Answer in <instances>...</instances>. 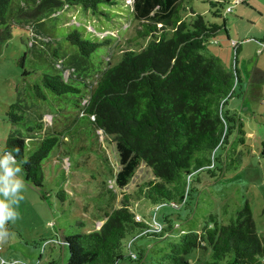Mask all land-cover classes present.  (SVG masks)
<instances>
[{"label": "trees", "instance_id": "1", "mask_svg": "<svg viewBox=\"0 0 264 264\" xmlns=\"http://www.w3.org/2000/svg\"><path fill=\"white\" fill-rule=\"evenodd\" d=\"M120 1L0 0V44L11 37L12 22L26 25L64 7H79L97 18L110 19V7ZM181 1L132 0V14L140 21L138 36L150 40L139 52L124 51L120 61L104 69L83 107L81 116L88 117L90 129L113 136L120 163L114 178L116 185L126 187L141 164L151 169L153 177L140 183L134 192H122L120 206L104 213L100 228L87 230L83 221L78 222L85 229L64 236L63 247L68 251L65 264H122L124 260L141 263L145 250L135 244L136 240L161 236L163 232L137 220L131 202L145 201L156 209L169 205L184 210L189 191L195 190L191 183L198 181L200 170H207L211 176L227 170L222 149L229 136L236 132L238 141L244 143L246 132L240 116L225 107L233 97L235 79L240 81L239 73L237 69L234 73L225 69L217 57L203 53L222 26L193 10L186 20L181 16ZM211 3L213 15L221 16L223 1ZM64 28L65 34L59 27L53 37H64L76 47V59L63 64L64 68L80 71L84 62L111 42L110 38L93 37L75 25ZM58 46L51 51L54 60L65 55ZM25 59L26 53L19 60L21 66ZM54 60H50V69L40 82L33 85L34 94L43 100L47 99L45 90L56 96L73 94L78 96L77 103L82 94L80 85L65 80ZM21 107L15 102L6 112L14 125L20 126L24 120V115L16 112ZM42 115L36 112V118H29L33 119L26 127L30 134H11L2 149H20L16 154L18 163L26 161L20 163L23 177L35 188L43 186V162L55 147H60L65 133L39 139L38 131L43 126L38 119ZM29 144L32 151L27 155ZM261 154L264 155V142ZM57 194L66 200L63 188ZM160 223H168L171 228L170 215H164ZM200 247L210 248L212 264L221 260L226 264H264V233L256 230L247 202L229 223L218 224L211 216L200 231H185L177 240L168 241L165 248L151 250L150 264H190L188 255Z\"/></svg>", "mask_w": 264, "mask_h": 264}, {"label": "rangeland", "instance_id": "2", "mask_svg": "<svg viewBox=\"0 0 264 264\" xmlns=\"http://www.w3.org/2000/svg\"><path fill=\"white\" fill-rule=\"evenodd\" d=\"M212 1L182 0L181 16L189 20L193 10L222 26L203 53L217 57L225 69L233 73L237 69L239 73L240 81L235 79L233 97L225 107L240 116L246 132L244 143L238 141L236 132L229 136L228 144L222 149L227 170L217 176L200 170L198 181L191 183L195 190L189 191L184 210L169 205L156 209L145 201L131 202L139 216L137 220L163 233L138 238L135 244L145 250L143 261L124 260L122 264H150L153 250L165 248L168 241L177 240L185 231H200L211 216L218 224L229 223L246 202L256 230L264 233V155L261 154L264 142V0L233 4L232 13L225 11L231 0H219L223 1L221 16L211 12ZM71 25L93 37L111 39L81 65L80 71L63 65L76 59V47L64 37H53L59 27L63 35L67 30L64 27ZM139 27L140 21L132 14V0H122L110 7V19L97 18L79 7H64L41 20H30L26 25L12 22L11 37L0 44V152L11 134L29 133L26 127L33 123L29 118H36V112L43 114L38 119L43 126L38 131L39 139L51 133H65L60 147H55L43 162V186L35 188L23 177L26 192L18 206L19 217L14 224L7 225L9 237L0 240V260L4 264H49L51 261L65 264L68 251L63 247L64 236L85 229L78 222L83 221L87 230L100 228L104 213L120 206L122 192H134L140 183L153 177L151 169L141 164L129 184L119 188L114 179L120 163L113 136L100 129H90L88 117L81 116L104 69L120 61L124 51L139 52L147 45L150 39L138 36ZM58 45L65 55L61 60H54L51 51ZM25 53L24 66H21L19 60ZM51 59L62 69L65 80L80 85L82 94L77 103L78 96L73 94L56 96L45 90L46 100L34 94L33 85L50 69ZM25 70L29 72L26 75ZM15 102L22 105L21 110L16 111L24 115L20 126L12 124L6 114L9 105ZM31 151L29 144L26 154ZM214 162L223 168L216 160ZM214 170L219 174L215 167ZM62 188L67 194L64 201L57 194ZM166 214L170 215L171 228L168 223H160ZM188 259L190 264L213 261L208 247L195 249ZM217 264H226V261Z\"/></svg>", "mask_w": 264, "mask_h": 264}, {"label": "clouds", "instance_id": "3", "mask_svg": "<svg viewBox=\"0 0 264 264\" xmlns=\"http://www.w3.org/2000/svg\"><path fill=\"white\" fill-rule=\"evenodd\" d=\"M20 152L14 147L0 152V240L10 235L7 225L14 224L19 217L18 206L25 199L26 184L17 155ZM0 264H4L0 260Z\"/></svg>", "mask_w": 264, "mask_h": 264}, {"label": "built area", "instance_id": "4", "mask_svg": "<svg viewBox=\"0 0 264 264\" xmlns=\"http://www.w3.org/2000/svg\"><path fill=\"white\" fill-rule=\"evenodd\" d=\"M243 1L244 0H232L231 4L226 8V11L231 13L233 11V4L240 3ZM136 218L139 219V216L136 215ZM131 255H132V257H135L134 254L131 253Z\"/></svg>", "mask_w": 264, "mask_h": 264}]
</instances>
